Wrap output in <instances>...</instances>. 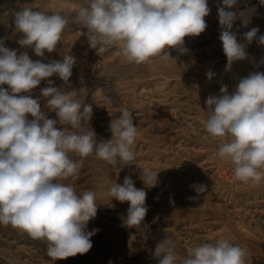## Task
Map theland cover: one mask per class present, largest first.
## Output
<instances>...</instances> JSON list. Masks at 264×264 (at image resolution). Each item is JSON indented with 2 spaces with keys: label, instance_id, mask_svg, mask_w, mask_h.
I'll return each instance as SVG.
<instances>
[{
  "label": "clouds",
  "instance_id": "obj_1",
  "mask_svg": "<svg viewBox=\"0 0 264 264\" xmlns=\"http://www.w3.org/2000/svg\"><path fill=\"white\" fill-rule=\"evenodd\" d=\"M237 3L222 0L217 8L226 72L234 62L247 58L246 43L258 40L264 45L257 27L243 34L246 43L238 42L233 26L238 18L247 26L248 19L244 11L232 10ZM210 12L208 0H85L71 19L59 11L24 7L14 13V25L23 33L17 43L32 48L37 57L54 52L62 33L75 23L87 29L89 47L98 55L118 47L126 61L141 64L157 57L167 61L170 48L185 53L184 38L203 33ZM75 64L71 54L47 63L31 59L27 52L18 55L0 38V225L46 241L47 256L54 261L86 254L93 247L91 237L99 231H87L88 222L97 214V193H77L65 181L76 180L84 159L91 155L113 167L135 164L136 159L133 146L138 126H134L132 112L122 109L110 122L111 139L98 141L88 123L92 106L48 79L56 75L67 83ZM206 75L211 80L215 73ZM42 80H47V86L40 89V95L57 119L48 118L40 98L31 95ZM205 103L204 139L222 140L217 156L234 165L237 181L259 185L264 181V72L240 78L231 93L226 85L221 86L219 95H209ZM140 179L155 187L158 173L143 168ZM193 187L198 193L206 191L203 185ZM106 195L129 203L123 221L127 227L141 225L148 211L147 193L137 189L131 177L125 176L122 184L112 183ZM153 255L158 264H177L174 244L167 238L157 244ZM247 255L246 248L220 237L191 248L182 264H246Z\"/></svg>",
  "mask_w": 264,
  "mask_h": 264
},
{
  "label": "rangeland",
  "instance_id": "obj_2",
  "mask_svg": "<svg viewBox=\"0 0 264 264\" xmlns=\"http://www.w3.org/2000/svg\"><path fill=\"white\" fill-rule=\"evenodd\" d=\"M208 3L207 28L199 36L184 38L185 53L170 48L167 61L157 57L135 64L126 61L118 47L98 55L89 47L87 29L75 23L62 33L56 50L45 51L43 58L17 43L23 33L15 30V12L30 7L48 13L59 11L71 19L85 0H0V38H5L7 48L17 50L18 55L27 52L31 59L45 63L62 60L65 54L76 58L67 83L56 75L48 79L92 106L88 123L98 141L111 139L110 122L122 109L132 112L134 126H138L135 164L113 167L91 155L84 159L78 178L65 181L73 184L77 193H97V214L87 227V231L99 229L91 237L93 247L86 254L54 261L47 256L46 241L0 225V264H158L153 253L165 238L173 242L177 264H182L191 248L220 237L247 249L246 264H264V181L256 186L237 181L234 165L217 156L222 140L204 139L207 97L219 95L223 85L231 93L240 78L264 72V45L243 40V34L253 27L259 29L258 37L264 35V20L256 17L264 13V5L260 0H238L232 9L244 11L248 19L247 26L239 18L233 26L238 42L246 43L248 56L226 72L217 12L222 0ZM209 71L215 73L211 80L206 75ZM46 86L47 80H42L31 95L40 98L48 118L57 119L40 95ZM70 157L79 160L75 153ZM143 168L158 173L155 187L140 179ZM125 176L147 193L148 211L140 226L124 224L128 202L106 195L111 184H122ZM193 185H203L206 191L198 193Z\"/></svg>",
  "mask_w": 264,
  "mask_h": 264
},
{
  "label": "bare ground",
  "instance_id": "obj_3",
  "mask_svg": "<svg viewBox=\"0 0 264 264\" xmlns=\"http://www.w3.org/2000/svg\"><path fill=\"white\" fill-rule=\"evenodd\" d=\"M260 8H261V7H260ZM260 8H259V9H260ZM261 9H262V8H261ZM261 9H260V11H261ZM259 15H260V16H259ZM258 16L261 17V18L264 20V13H262V14L259 13V14H257L256 17H258ZM262 22H263V21H262Z\"/></svg>",
  "mask_w": 264,
  "mask_h": 264
}]
</instances>
